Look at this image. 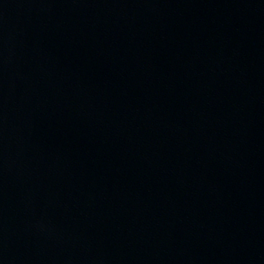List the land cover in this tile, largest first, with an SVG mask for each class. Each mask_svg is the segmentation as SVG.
Wrapping results in <instances>:
<instances>
[{
  "label": "water",
  "instance_id": "obj_1",
  "mask_svg": "<svg viewBox=\"0 0 264 264\" xmlns=\"http://www.w3.org/2000/svg\"><path fill=\"white\" fill-rule=\"evenodd\" d=\"M0 264H264V0H0Z\"/></svg>",
  "mask_w": 264,
  "mask_h": 264
}]
</instances>
